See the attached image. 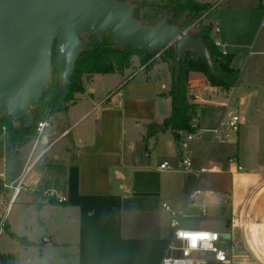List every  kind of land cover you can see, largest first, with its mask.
<instances>
[{
	"label": "crops",
	"instance_id": "obj_1",
	"mask_svg": "<svg viewBox=\"0 0 264 264\" xmlns=\"http://www.w3.org/2000/svg\"><path fill=\"white\" fill-rule=\"evenodd\" d=\"M194 1L210 4L214 9L224 0ZM258 9L263 11L262 0L259 2ZM208 13L203 19L207 21L206 23H212L208 20ZM212 39L214 42H221L213 37ZM221 43L223 46L218 48L219 51L224 50L232 55L227 46ZM153 60V65L147 67L140 64V58L135 57L133 67L137 68L136 74L110 91L107 90L98 95V89H91L93 90L91 93L89 87L84 94L76 95L77 100L74 104L68 105L48 120L49 126L45 128L42 136L20 150L29 147L27 160L21 172L24 168L28 172L26 185L30 194L23 200V205H37L39 211L59 206L84 209L101 201L108 204L110 213L118 210L122 213V200L139 199L132 197L131 192L126 194V188L121 186L127 180L125 171L134 168L131 163L135 156L134 136L142 135L143 140L148 124L155 123L162 126L172 112L171 99L167 95L172 84L170 66L160 61L159 55ZM141 72L145 74V78L136 80V76ZM189 86L193 102L198 105L196 120L198 131L195 141L201 145L202 149L208 143L213 148L216 145L213 144L214 131L226 117L231 104L232 98H229V95L235 96L237 92H232L234 88L230 92H223L211 87L206 77L198 72L189 74ZM253 95L258 96L259 92L243 91L238 96L237 111L241 123L237 132L238 142L241 141V128L247 123ZM226 99L229 101L227 102ZM206 109L209 110L206 111ZM217 110H221V113L219 114ZM260 111L261 108L256 109V112ZM79 125L77 134L67 143L60 144L70 135L69 131ZM263 128L260 126L257 129L252 159L247 167L241 165L239 149L236 154L223 152L224 148L220 147L228 145V142L218 144L220 147L212 158L207 151L205 153L196 151L199 146L185 151L184 146L180 145L182 157H189L192 160L194 170L203 166L208 169L215 167L216 170L203 174L199 180L195 171L166 172L174 181L164 187L168 205L174 211H185L186 217L193 214L216 216L222 223L226 222L227 230L222 233L231 234L232 241L238 238V233L244 225H264ZM168 131L171 130L165 129V132H162L160 129L155 137L146 142L157 140L159 135ZM169 147V157L176 158L177 166H179L181 161L179 153L175 152L172 144ZM229 151L232 152V148ZM0 160L3 161L4 158ZM239 167L242 169L239 170ZM205 177L208 180L203 182L204 185L201 188L200 181ZM4 178L5 174L0 179L9 184ZM19 178H21L20 175L17 179ZM113 181L121 184L118 190L111 187ZM195 189L201 191L198 196L204 193L208 197L214 195L212 205L209 207L205 204L198 205V196L193 203L189 202V196ZM55 190L62 193L59 199L62 197L67 199L64 204H60L59 199L57 200ZM9 195L10 191L7 198L3 197L4 200L9 199ZM48 197H54L59 203L50 204ZM142 197L147 203H144L143 217L139 218L138 215V220L133 218L136 222L135 227L132 226L133 230L126 232L119 229L112 235L101 237L98 242L95 239L82 241V256H85L84 250L96 249L100 253V256H92V252L89 251L82 259L83 264H160L171 236L172 217L162 206L166 203L160 205V202L155 199L158 196ZM203 207L206 208L205 214H202ZM162 211L165 213V220H163ZM195 224L198 223L182 227L181 221V227L184 229L215 231L209 228L203 229ZM204 258V264H217L206 256ZM231 260L233 261L232 257Z\"/></svg>",
	"mask_w": 264,
	"mask_h": 264
},
{
	"label": "rangeland",
	"instance_id": "obj_2",
	"mask_svg": "<svg viewBox=\"0 0 264 264\" xmlns=\"http://www.w3.org/2000/svg\"><path fill=\"white\" fill-rule=\"evenodd\" d=\"M132 1L142 2L143 4L166 2V0ZM259 2L260 0H224L217 8L212 9L207 16L208 20L215 25L212 37L223 42L228 51L232 52L233 66L239 70L237 84L232 90V92L237 93L235 96L229 95V98L232 99L224 120L227 122L233 116H238L237 108L240 92H259L258 96L253 95L247 123L241 128V141L238 142L236 132H230L228 145L220 147L216 144L211 148L210 143H208L202 149L201 145H198L195 141L197 133L183 132L180 143L175 141L171 131L162 133L157 140L153 139L146 143L143 142L142 135H135L133 140L136 142L133 150L135 156L131 162L134 168L125 171L127 180L122 185L113 181L111 186L114 190H118L119 185H121L127 190V193H123L128 194L131 192L132 197L139 198L136 200L132 198L122 200V213H119L118 210L111 212V214L107 208L108 204L101 201L84 209L59 206L39 211L37 205L22 204L26 196L30 194L27 188L23 189L6 215L5 224L0 235V264H83L82 259L90 250H84L85 256H82V241L95 239L98 242L101 237L112 235L119 229L126 232L131 230L132 226L135 227L134 224H136L133 218L136 220L141 218L144 212V203H147L146 200L142 199V196H158L155 199L160 202V205L163 203L168 204L164 187L174 181L171 175L166 173L170 171H161L158 168L164 161L170 162L174 168L178 167L177 159L169 157L170 144L173 145V149L177 154L179 153V145L184 146L185 151L192 148L196 149V146H199L196 151L199 153L207 151L210 158L214 157L219 147L224 148L223 152H234L235 154L239 149L241 165L248 166V162L252 159L254 140L257 139V129L260 126L264 127V12L258 9ZM206 22L203 19V23ZM197 23L198 21L184 29L194 31L197 28ZM81 38L86 44L90 42L88 35H83ZM141 60L143 61L144 58L140 59V64L144 65ZM126 71L124 76L114 73L107 76L84 77L85 88L90 87L89 92L91 93H93L91 89H98V95L104 91H110L118 84L124 83L125 80L133 77L137 68L132 66ZM93 78H95L94 81ZM143 78H145L143 72L136 76V80ZM257 108H261V111L256 112ZM217 112L220 114L221 110H217ZM79 128L80 125L77 128H72L69 131L71 132L70 135L64 138L60 144L67 143L77 134ZM189 135H194V141L188 140ZM231 148L232 152L229 151ZM28 152L29 147L18 153L8 154L3 161L0 160V172L5 174L4 180L7 183L11 184L19 175L26 179L28 175L26 168L23 172L21 171L27 160ZM206 180L208 178H202L199 187L202 188L203 182ZM54 193L57 200L62 195L57 190ZM8 194L9 191L2 193L1 196L7 198ZM5 201H8V199ZM213 201L214 195L208 197L204 193L197 197L198 205L205 204L209 207ZM2 211L4 210L0 207V214L3 213ZM162 212L163 220H165V213ZM191 223H198L195 225L201 226L203 229H213L218 233L227 230L226 222L222 223L212 214L188 216L182 220V227L191 225ZM233 241L226 240L218 243V247L228 251L233 258L231 264H264V225H244L238 233V238ZM90 252H92V256H100L96 249L94 251L91 249ZM203 256L208 257L210 261L213 260L211 255L204 254Z\"/></svg>",
	"mask_w": 264,
	"mask_h": 264
},
{
	"label": "water",
	"instance_id": "obj_3",
	"mask_svg": "<svg viewBox=\"0 0 264 264\" xmlns=\"http://www.w3.org/2000/svg\"><path fill=\"white\" fill-rule=\"evenodd\" d=\"M135 10L132 2L119 0H0V119L5 117L15 127L33 125L32 110L51 83L53 51L66 60V88L86 47L83 35L95 43L107 36L113 46H133L149 55L174 45L176 79L186 50L202 55L214 70L208 48L170 23V11L145 26L134 17ZM178 152L182 158L180 145ZM221 237L230 240L231 234Z\"/></svg>",
	"mask_w": 264,
	"mask_h": 264
},
{
	"label": "trees",
	"instance_id": "obj_4",
	"mask_svg": "<svg viewBox=\"0 0 264 264\" xmlns=\"http://www.w3.org/2000/svg\"><path fill=\"white\" fill-rule=\"evenodd\" d=\"M130 1V0H119ZM136 5L134 17L143 25L151 26L166 11H170V23L179 28H187L191 24L197 23L194 31H188L192 36H196L209 50L214 70L208 66L202 55H195L193 51L186 50L180 63L181 69L178 79L176 70L173 66L177 56L174 45L166 48L161 53L149 55L145 51L135 49L133 46L121 48L113 46L107 36L102 37L98 43L90 37V42L85 43L86 47L80 53V59L76 64L74 74L70 78V84L63 88L62 75L66 67L65 58L60 57L56 51L52 55V78L51 83L39 101L38 107L32 110L34 118L33 125L15 127L5 117L0 119V159L12 153H18L24 146L39 138L37 126L40 122L49 120L51 117L61 112L70 104L76 102V95L86 92L84 77L105 76L109 74H124L133 66L135 57L144 58L143 64L151 67L154 57L159 54L160 61L170 66L172 73V84L167 93L171 99L172 112L162 126L151 123L146 126L144 142L155 137L161 127L170 129L176 142L180 143L183 132L189 134L197 133L192 128V123L197 120L198 105L193 102L190 94L189 74L191 72L202 73L209 85L220 89L223 92H230L235 88L239 70L232 66L233 56L223 55L216 47L211 34L214 30L212 23H203V17L212 9L210 4H201L194 0H166L159 4H143L142 2L130 1ZM82 39V38H81ZM84 42V41H83ZM5 182L0 179V195L7 191L4 187ZM50 204H58L54 197H48ZM61 204V203H60ZM64 204V203H63ZM20 239L17 236H14Z\"/></svg>",
	"mask_w": 264,
	"mask_h": 264
},
{
	"label": "built area",
	"instance_id": "obj_5",
	"mask_svg": "<svg viewBox=\"0 0 264 264\" xmlns=\"http://www.w3.org/2000/svg\"><path fill=\"white\" fill-rule=\"evenodd\" d=\"M262 8L264 11V0H262ZM215 45L218 48L223 46L221 42H215ZM222 54L227 55V52L223 50ZM240 124L241 123L238 116H233L227 122L223 119L220 122L218 128L214 131L213 144H226L230 137V132L237 133L239 131ZM48 126V120L40 122L38 124L37 132L39 134V137L42 136L45 128H47ZM192 128L198 131L196 121L192 123ZM193 138L194 135L188 136L189 140ZM158 169L161 171H195L197 180H199L203 174L214 172L216 170L215 167L208 169L205 166L199 168L198 170H194L193 162L189 157H182L177 168H174L170 162H163L162 164H160ZM241 169L242 168L239 167V170ZM0 177L3 178L4 174H0ZM4 187L10 191V195L8 201H5L3 196L0 195V207H2L4 210L2 211L3 213L0 214V235L5 224L6 215L10 211L12 204L15 202L20 192L23 189L27 188L26 179L25 177H21L12 184L5 183ZM200 193V190L195 189L189 196V202L193 203L195 197ZM66 201L67 199L64 197L59 199V202L61 204L65 203ZM163 208L171 215L172 220L170 223L171 236L160 264H204V254L211 255L216 263H231L232 260L228 251L218 247L219 242L226 241L221 237L220 233L202 229H184L181 227V221L186 217L185 211H174L168 204H164ZM205 213L206 208L203 207L202 214Z\"/></svg>",
	"mask_w": 264,
	"mask_h": 264
},
{
	"label": "snow or ice",
	"instance_id": "obj_6",
	"mask_svg": "<svg viewBox=\"0 0 264 264\" xmlns=\"http://www.w3.org/2000/svg\"><path fill=\"white\" fill-rule=\"evenodd\" d=\"M206 238V237H205Z\"/></svg>",
	"mask_w": 264,
	"mask_h": 264
}]
</instances>
